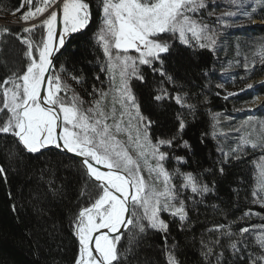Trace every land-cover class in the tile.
I'll return each mask as SVG.
<instances>
[{
    "label": "snow or ice",
    "instance_id": "obj_1",
    "mask_svg": "<svg viewBox=\"0 0 264 264\" xmlns=\"http://www.w3.org/2000/svg\"><path fill=\"white\" fill-rule=\"evenodd\" d=\"M34 3L35 0H21L20 7L11 10L14 16L22 13L20 20L27 26L17 32L7 27L0 29V36L8 38L0 41L3 73L0 75V134L15 138L18 145L31 154L54 147L77 158L73 167L85 183L81 196L87 195L88 200L77 205L78 211L73 212L70 220L78 245L72 264H133V261L140 264L137 249L145 234L149 230L168 231L161 213L168 212L181 222L188 216L186 201L172 182L173 177L180 176L183 181L180 187L201 197L214 192L215 181L210 186L191 172L182 173L179 169L170 172L166 168L172 154L164 149L190 150L192 147L182 138L187 122L178 114L174 133L153 138L151 129L156 121L141 111L132 80L145 83L143 69L147 68L177 85V76L169 71L170 61L182 55L175 39L178 37L185 48L190 47V33L196 37L200 49L213 50L217 43L215 30L188 15L213 6L206 5L205 0H102L103 26L97 40L108 58L107 71L111 73L119 68V83L112 84L110 92L94 88L90 93L92 104L85 107L82 98L62 77L67 62L57 70L55 60L67 50L75 34L86 31L90 5L85 0H41L33 7ZM230 6L236 11L224 12L217 20L238 14L253 19L244 0H231ZM255 6H264V0H255ZM255 6L247 7H252L254 12ZM25 7L28 10L22 12ZM40 29L44 34L36 40ZM261 47L264 49V42ZM130 50L136 55L129 54ZM204 74L207 75V70ZM72 79L77 84L82 82V77L75 74ZM96 79L99 80V76ZM111 80L114 81L115 76ZM260 85L264 86V81ZM255 87L248 84L241 91ZM110 93L113 95L109 102ZM236 94L228 93V96ZM165 97L175 99L190 111L195 108L187 103V94L181 95L179 91L174 97L164 92L154 99L161 101ZM258 101L257 97L253 104ZM242 141L232 153L248 146L253 149L264 146V133L257 139H251L249 134L242 137ZM222 155L224 158L218 162L220 176L225 175L224 166L231 162L230 157L240 159L239 155ZM174 158L178 164L186 159ZM144 171L149 174L148 180ZM0 176L7 180V170L2 166ZM256 183L253 204L264 208V168ZM160 184L162 187L158 186ZM48 187L53 195L63 194L64 188H57L54 181H49ZM12 207L15 211L16 206ZM253 214L246 210L240 219ZM214 230L222 232L229 240L228 247L234 255L238 254V260H243L244 264H264V224L240 227L238 233L222 224L214 226ZM126 234H130L129 243L124 246L122 240ZM253 234L255 247L249 251V237ZM164 239L167 243V236ZM221 243V239L215 241L217 246ZM203 247L205 257L216 256V264H226L223 252L217 255L212 246L203 244ZM168 264H179L171 252Z\"/></svg>",
    "mask_w": 264,
    "mask_h": 264
},
{
    "label": "trees",
    "instance_id": "obj_2",
    "mask_svg": "<svg viewBox=\"0 0 264 264\" xmlns=\"http://www.w3.org/2000/svg\"><path fill=\"white\" fill-rule=\"evenodd\" d=\"M85 2L89 3L91 13L88 27L83 34L72 37L67 50L56 57L55 65L59 70L60 65L67 62L63 74L73 81L75 93L85 102L84 106H88L93 101L90 95L93 89H106L109 80L104 52L96 38L102 0ZM253 2L255 0H244L247 12L264 21V6L254 12L247 7ZM20 3L21 0H0V19L12 14L11 10L20 7ZM36 3L41 1L35 0L33 6ZM5 27L17 32L25 26L0 25V29ZM220 29L216 24L219 34ZM242 32L247 38L258 40L263 37L260 40L264 41V24L253 26L247 31L230 30L228 35L225 31L219 35L221 48L214 50L200 49L195 40L190 41L192 46L185 48L177 37L176 48L182 55L171 60L169 66V71L177 76V85L170 84L166 77L153 74L147 68L143 69L145 83L135 78L132 80L141 111L156 121L151 129L153 138L174 133L178 127V114L187 122L182 138L192 147L190 150L164 149L172 154V158L166 162V168L170 172L175 169L182 173L191 172L202 183L210 186L215 181L214 192L201 197L181 188L183 181L180 176L173 177L172 182L186 201L188 216L181 222L179 217L162 213L168 231L149 230L145 234L143 243L137 249L140 264H168L170 252L179 264H216V256L203 255V244L212 246L217 255L223 252L222 259L226 264H244L243 260L237 259L238 254L234 255L228 247L229 240L222 232L215 231L214 226H230L233 233H238L240 227L264 224V208L253 204L252 196L253 189L258 187L257 169L260 171L264 168V165L257 166L256 163L258 157L264 161V146L256 149L248 146L232 153L243 143L242 137L251 134V139H257L264 133V130L257 133L259 129L256 124H264V107L253 113L244 110L247 103L264 94V86L241 91L246 88L243 83L264 75V58L256 62L257 57L252 54L253 46L248 49L252 43ZM41 35L43 29L37 31L38 38L35 39H40ZM6 39L0 36V41ZM102 67L105 68L103 72ZM205 70L207 75L204 74ZM72 74L81 76L82 82L77 84ZM178 91L181 95L187 94V103L195 105L194 110L182 108L175 99H154L164 92L174 97ZM228 93L237 94L228 96ZM222 153L240 156L239 160L230 157L231 162L224 166V176L219 175L218 162L224 158ZM175 156L186 159L178 164ZM75 161L52 149L29 154L18 145L15 138L0 134V166L7 170L6 181L0 176V264H72L77 244L70 220L73 212L78 211L77 205L85 204L88 200L87 195L81 196L85 183L73 167ZM49 181H54L57 188L63 187V194L53 195L49 191ZM13 205L16 206L15 211ZM246 210L254 214L240 219ZM129 235L126 234L122 240L124 246L129 243ZM217 239L222 240L221 245H215ZM249 240L251 247L248 250L251 251L255 247L254 234ZM133 264L136 262L133 261Z\"/></svg>",
    "mask_w": 264,
    "mask_h": 264
},
{
    "label": "rangeland",
    "instance_id": "obj_3",
    "mask_svg": "<svg viewBox=\"0 0 264 264\" xmlns=\"http://www.w3.org/2000/svg\"><path fill=\"white\" fill-rule=\"evenodd\" d=\"M39 1H41V0H39ZM205 3H206V5H212L213 7H206L203 10H198L197 13H195V14L188 13V15L192 16L194 20L202 22L203 24L208 25L211 29H214L216 33H218V31L216 30V24H218L219 27L221 28L220 29V34H222V33H224L226 31L227 35L229 34L230 30H232V31L233 30L247 31V30L251 29L253 26H260V25L264 24V21H262V20H260L258 18H254V16H252L253 17L252 20H248L243 15H239V14L237 16H235V17H223L222 19L217 20V17L221 16L222 13L227 12V11H235L236 10L234 7L230 6L231 5V0H205ZM249 5L255 6V2L250 3ZM212 9H221V10L220 11H216V10H212ZM250 9L252 10V7H250ZM255 9L259 10L260 6H255ZM22 10H24L23 12H25L28 9H27V7H25ZM210 13H213V14H210ZM100 16H101L100 17V26H99V29H98V31L96 33V38H97V36H98V34L100 32V29L103 26L102 25V11L100 13ZM0 25H3V26H14V27H20V25L21 26H27L26 24H24V22H22L20 20V15L18 13L15 16L13 14H10V15H7L6 17H4V18H1L0 19ZM243 33L244 32H242V34ZM246 33H248V32H246ZM43 34H44V30H43ZM220 34L219 33L217 34V43L214 46L213 50L221 48L220 45H221L222 42H220V41L218 42ZM243 35H245V34H243ZM245 37L247 38L246 35H245ZM35 38H38V37L35 36ZM261 38H263V37H260L258 40L255 39V38H251V37L247 38L252 43L250 46H248V49H251L252 46H253L252 54H255V56L257 57L256 62L257 61H262V59L264 58V49H262V47H261V42H264V41L260 40ZM36 40H39V39H36ZM188 40L189 41L195 40L196 42H198L196 37L192 36L190 33L188 34ZM98 42L100 43L99 45H101L100 46L101 50L104 52V47H103L102 43L100 41H98ZM222 49H223V47H222ZM113 54L115 55V50L114 49H113ZM129 54L136 55L134 50H130ZM104 56H105V54H104ZM104 61H105V68H106V76H107V78L109 80V85H108V87L106 89H102V90L106 91V92H110V86L112 84H118L119 83V68L116 67V68L113 69V72L109 73L107 71L108 58L106 56L104 58ZM112 76H115V80L114 81L111 80ZM62 77L71 86V88L74 90L75 86H74L73 81L71 79L65 77L63 73H62ZM254 80L255 79H250V80H248L246 82L247 84L243 83V85H248L249 82H252ZM261 81H264V75H262L261 77H258V79H256L253 84L256 85V86H260V82ZM112 95L113 94L110 93V95L108 97V101L109 102L112 100ZM90 105L85 106V107H89ZM246 105L247 106L244 107V110H246L245 112H252V113L255 112L256 110L257 111L261 110L262 107H264L262 105V103H258L257 102L256 104H253V101L247 103ZM116 107L119 108V105H116ZM246 124L248 125L247 121H246ZM256 124L258 125V129H259V131L257 133L262 132L264 130V124L262 122L261 123L257 122ZM121 139H125L126 140L127 137H121ZM241 142H243L242 138H241ZM256 163H257V166H263L264 165L263 158H261V157L256 158ZM257 173L258 174L260 173L259 169H257ZM143 175H144L145 179L148 180V177H149L148 172L144 171ZM151 182H153V181H149V183H151ZM158 186L162 187V184H160ZM162 213H168V212H162ZM162 213H161V218H162Z\"/></svg>",
    "mask_w": 264,
    "mask_h": 264
},
{
    "label": "water",
    "instance_id": "obj_4",
    "mask_svg": "<svg viewBox=\"0 0 264 264\" xmlns=\"http://www.w3.org/2000/svg\"><path fill=\"white\" fill-rule=\"evenodd\" d=\"M60 27H61V26H60ZM262 100H264V97L260 98V99H259V102L262 101ZM48 149H54V150H57V149L54 148V147H49ZM45 150H47V149H45ZM42 151H43V150H42ZM57 151H59V150H57ZM59 152H61V153H63V154H66V155H68V156L74 158L75 160L77 159V158H75L71 153L62 152V151H59ZM73 237H74V236H73ZM74 239H75V237H74ZM75 241H76V240H75ZM76 244H77V243H76ZM77 247H78V245H77Z\"/></svg>",
    "mask_w": 264,
    "mask_h": 264
},
{
    "label": "clouds",
    "instance_id": "obj_5",
    "mask_svg": "<svg viewBox=\"0 0 264 264\" xmlns=\"http://www.w3.org/2000/svg\"><path fill=\"white\" fill-rule=\"evenodd\" d=\"M19 15H21L22 13H18ZM260 24V23H259ZM262 97H264V94H262L261 96H258V98L260 99V98H262ZM261 102H264V100H262V101H258V103H261ZM252 113V112H251Z\"/></svg>",
    "mask_w": 264,
    "mask_h": 264
},
{
    "label": "bare ground",
    "instance_id": "obj_6",
    "mask_svg": "<svg viewBox=\"0 0 264 264\" xmlns=\"http://www.w3.org/2000/svg\"><path fill=\"white\" fill-rule=\"evenodd\" d=\"M260 22V21H259ZM61 28H62V25H61ZM21 146V145H20ZM22 147V146H21ZM23 148V147H22ZM47 150H49V149H47ZM52 150H54V149H52ZM25 152H27L26 150H24ZM43 151H45V150H43ZM57 151V150H56ZM59 152V151H58ZM28 153V152H27ZM61 153V152H60ZM29 154H31V153H29ZM37 154V153H36ZM66 155V154H65Z\"/></svg>",
    "mask_w": 264,
    "mask_h": 264
}]
</instances>
